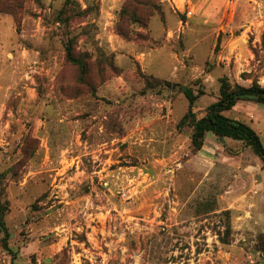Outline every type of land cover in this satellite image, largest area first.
<instances>
[{"label": "rangeland", "instance_id": "1", "mask_svg": "<svg viewBox=\"0 0 264 264\" xmlns=\"http://www.w3.org/2000/svg\"><path fill=\"white\" fill-rule=\"evenodd\" d=\"M65 1L0 14V264H262L259 159L227 139L193 153L163 82L199 83L200 117L222 77L264 88V0H68L89 13L66 28ZM224 115L264 149V105Z\"/></svg>", "mask_w": 264, "mask_h": 264}, {"label": "trees", "instance_id": "2", "mask_svg": "<svg viewBox=\"0 0 264 264\" xmlns=\"http://www.w3.org/2000/svg\"><path fill=\"white\" fill-rule=\"evenodd\" d=\"M23 0H0V14L8 15L15 18L16 13L21 8ZM38 3L39 0H33ZM68 1V0H67ZM65 1L64 5L57 14L56 23L63 27H68L69 23L81 17L88 15V9L79 10L75 4ZM65 60L78 70V81L80 84H86L88 74L87 53L74 54L72 37L68 39L64 45ZM149 77L143 76L144 80H149ZM144 81V85H145ZM166 87H176L178 92L184 97L187 102V111L177 125L180 130L182 126L190 128L189 136L190 148L193 153H197L203 147L205 135L210 133L219 140H230L243 144L244 147L251 149L255 157H257L264 168V149L261 146L260 139L255 131L246 124L227 118L224 113L229 112L239 101L253 102L264 105V88L252 82L248 87L240 85H232L226 77L218 80V95L214 103L209 105L203 115L200 117L194 111L196 101L205 95L202 86L197 83V89L194 90L191 86L173 85L163 82ZM6 208L0 203V229L5 230L3 216ZM5 234V232H4ZM258 252L264 257V237L258 240ZM264 264V260L263 263Z\"/></svg>", "mask_w": 264, "mask_h": 264}, {"label": "crops", "instance_id": "3", "mask_svg": "<svg viewBox=\"0 0 264 264\" xmlns=\"http://www.w3.org/2000/svg\"><path fill=\"white\" fill-rule=\"evenodd\" d=\"M137 51V50H136ZM143 56V55H142ZM145 56V55H144ZM138 59H139V56H138ZM143 60V59H142ZM208 138H210V139H212V138H215V139H217V137H215L214 135H212V134H210V133H208V134H206L205 135V140L204 141H206ZM219 140V139H218ZM203 148H204V145H203V147H202V149L200 150V151H202L203 150ZM199 151V152H200ZM258 162H260V161H258ZM259 164H261V163H258V165ZM260 166H262V165H260ZM245 168V167H244ZM263 168V167H262ZM264 169V168H263ZM243 172H247L248 174L247 175H249V176H253L254 175V173H255V168H253V167H249V166H246V168L243 170ZM246 174V173H245ZM246 179H248L249 181H251V179H253V177H245ZM260 178H262V182H264V177H260ZM262 189H264V184H261L260 186H255L254 187V190H252V191H250L253 195H256V194H258V192L260 191V190H262Z\"/></svg>", "mask_w": 264, "mask_h": 264}]
</instances>
